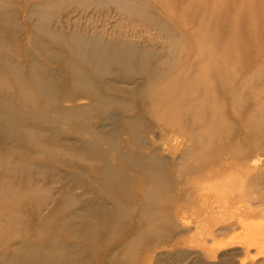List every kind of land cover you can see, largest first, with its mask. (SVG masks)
I'll list each match as a JSON object with an SVG mask.
<instances>
[{"label": "rangeland", "instance_id": "374dc122", "mask_svg": "<svg viewBox=\"0 0 264 264\" xmlns=\"http://www.w3.org/2000/svg\"><path fill=\"white\" fill-rule=\"evenodd\" d=\"M46 1L50 0H17V4L22 5L17 16L22 26H19L21 31H16L17 36L21 39L17 49L23 52L22 58L18 61L23 65L25 71L30 66L29 59L27 60L25 55L30 52L37 53V49L41 48L44 43L37 41L34 45L33 41L30 42L32 35L35 34V27L33 24L28 26V23L35 22L36 17L24 13L22 7L28 3L31 5ZM146 1L151 16H158L174 31L173 39H167L155 28H149L148 25L141 22L136 26L133 25L131 19L120 13V10H116L112 4L98 8L95 7L96 5H92L91 8L86 9H82L78 5L80 8L78 9L76 3L61 2L58 18L51 23V26L58 28L63 35L82 33L87 37L99 35L106 40H121L122 35H127L125 38L138 43L141 49L151 53L155 66L160 67L161 70L167 68L168 74L175 77L174 84L165 82L159 85V81L153 89L146 87L142 79H137L132 83L126 79L117 80L116 77L110 75L102 79L99 78L96 82L97 91L100 90L104 93L107 90L100 88L101 82L108 84L111 82L114 89L122 91L119 94L126 102L133 103L131 106L134 112L125 113L122 109L115 108L119 109L116 112L117 115L114 112L109 119L104 121L105 123H100L97 119L86 122L85 125L94 126L96 132L103 131L102 133L106 137L104 140L99 139L101 150L94 152L96 154L103 153L107 157L105 160L108 163L118 165L119 170L125 171L129 182L132 181L128 183L127 188L130 191H127V195H131L130 192L133 193L132 195L136 191L138 192L137 177L149 181L145 182L149 184L146 185L147 187L141 185L140 193L143 196H147V192L151 189L165 192V194L169 193L166 200L161 203L151 202L148 206V203L144 201L136 203L132 201V204L123 205L128 216L117 223L119 231L110 242L111 245L115 243L113 245L115 247L109 246V248L100 249L91 264H126L123 263L126 257L121 255V251L118 252L122 249L119 244L123 242V236L129 232V237L133 239L132 236H136V234H133L132 231L146 226L143 222L149 223V220H143L139 214L159 207L163 209L164 214L157 220L156 227L147 235L148 238L141 241V245L135 252V254L137 252L139 254H137L134 264H264V156L258 157L260 161L257 163L253 158L244 160L239 157L238 159L231 153L220 155V151L217 150L213 151L216 153V155L213 154L214 159H211L212 155L210 154L203 158L190 157L189 154L192 150L194 151L195 147L213 141L212 135H199V129L205 124L203 122L219 118L222 113L207 110L204 113L205 120L203 122L195 121L197 114L201 113L200 115H202L199 106L193 104L200 98V93H203L200 90L202 85L198 87L199 94L195 97L191 96L187 102L182 95L177 97V94L196 86L195 81H191L193 76H196L195 79L197 78L196 74L208 76L214 81L219 76H222L221 79L224 82L234 78L235 85H242L248 80V77L254 76L252 80L255 81V86L264 88V51L263 53L259 51L258 37L247 35L250 26L264 24L262 12L258 8V4L264 6V0H262L263 2L260 0ZM48 9L54 13L55 5H48ZM233 9H238L237 21H234L233 17L231 19L226 17L228 11L232 13ZM223 15L225 16L222 17ZM242 16L243 18H241ZM239 18L242 19V23ZM170 21L173 22V25ZM225 27L240 31L241 35L239 37L229 35V40L221 41ZM246 30H248L247 34H244ZM0 37L4 39L5 36L0 35ZM54 50L53 53L58 51L59 55L62 54V58H67V49L60 44H56ZM247 51L249 54H244ZM37 58L41 63L47 62L42 55H38ZM62 58L58 57L57 64H50V66L58 68ZM162 62L164 63L162 64ZM80 66L86 67L82 63ZM117 73L121 77L125 76L122 71ZM56 74L61 76L64 73L55 72L54 75ZM66 75L69 76L70 73H66ZM14 91V88L9 90V92ZM156 92H159L160 95L157 99L154 97ZM217 93L216 91L212 95L217 96ZM247 94L254 96L251 92H247ZM32 95L37 103L42 101L40 96ZM221 99L223 102L219 99L218 102L221 107L222 104L224 105L226 112L223 117L229 124H239V115L234 110V98L221 97ZM190 102L191 105L196 106L195 109L187 106V103ZM87 103L89 102L76 100V104L83 108L88 107ZM139 104L140 107H138ZM66 106L72 107V104L65 103ZM173 106L176 110H172ZM252 106L250 110L253 109ZM16 107L22 113L27 112L28 109L25 104L7 105L12 115L18 111ZM44 114L47 117L53 116L51 109L45 110ZM98 114V112L93 113V116L99 117ZM126 119L140 120L136 127L137 134L134 137L122 131L125 130L124 126H127L124 122ZM79 122L83 123L81 120ZM74 124L44 123V126L41 125L42 130L45 131L42 132L43 140L41 142L43 144H54L52 136L55 130L52 127H56L60 133V136L55 138L56 143L63 149L74 150L73 155L61 153L57 156L55 153L54 155L35 153L31 159L36 169L41 163H45L48 170L58 171L57 173L51 171L53 174L48 178L50 181L59 183L50 186L51 195L55 194L57 197L59 191L61 193L64 187H74V196L79 195L86 206L91 209L100 208L104 206L103 198L106 196L105 188L108 181L106 172V175L104 174V164L97 161L92 162L88 158L81 161L85 158H81L79 153L83 151L81 147L83 148L86 143L96 144L99 141L87 131L85 125L75 129L73 128ZM81 127L85 129L81 130ZM242 132L243 136L246 130L244 129ZM48 133L50 135H47ZM150 145H152V149ZM236 145L237 150H245L241 141ZM113 146L127 154H129L128 151L139 154L152 152L163 159L164 169L166 168L164 188L153 186L149 174L140 175L139 172L132 171L136 165L127 159L128 157L123 162L113 158L110 155L113 152ZM52 161L59 162L57 170L51 163ZM154 163L157 162H146L147 165ZM93 168L102 172L103 175L93 172L91 170ZM2 176L3 173L0 178ZM249 180L250 188L247 185ZM8 182L11 184L16 181L9 180ZM78 188L79 190H77ZM159 189L160 191H158ZM53 206L52 203L46 205L48 209L43 211L48 212ZM116 206H122V204L119 203ZM73 208L75 206L71 209L75 212ZM142 209L143 211H141ZM150 222H153L152 219ZM149 236L153 238H149ZM21 241L20 237L14 238L11 249H15ZM81 254L78 252L77 255ZM245 259L246 261H244Z\"/></svg>", "mask_w": 264, "mask_h": 264}, {"label": "bare ground", "instance_id": "6f19581e", "mask_svg": "<svg viewBox=\"0 0 264 264\" xmlns=\"http://www.w3.org/2000/svg\"><path fill=\"white\" fill-rule=\"evenodd\" d=\"M61 2L76 3L78 9L91 8L92 5H96L95 7L98 8L112 4L116 10H120V13L131 19L133 25L136 26L139 22L146 24L149 28L158 30L167 39H173L175 36L174 31L161 18L156 15L151 16L146 0H50L31 5L28 3L22 7L23 12L36 17L35 22L28 23V26L33 24L35 27V34L32 35L30 42L33 41V44L36 45V42L40 41L44 45L37 49V53L30 52L25 55L30 63L28 70L25 71L23 65L18 61L22 58L23 52L17 49L21 39L16 32L17 30L21 31L19 26L22 27L17 19L22 5L17 4V0H0V35L5 36L4 39L0 37V175L3 173L0 178V264H91L100 249L109 248L115 244L111 245L110 242L119 231L117 223L128 216L123 205L132 204V201L133 203L144 201L148 203V206L151 202L161 203L166 200L169 193L165 194L160 189L158 190L160 192L151 189L147 192V196H143L140 193L141 185L147 187L148 183L145 182L149 181L137 177L138 192L136 191L134 195L130 192L131 195H127V191H130L127 188L128 183L132 181L129 182L125 171L119 170L118 165L108 163L105 160L107 157L103 153L96 154L94 152L101 150L99 139H106L103 131L96 132L94 126L85 124L96 119L103 123L119 109L125 113L134 112L131 106L133 103L126 102L119 94L122 91L114 89L111 82L110 84L101 82L100 88L107 92L104 93L100 90L98 92L95 85L99 78L102 79L110 75L116 77L117 80L126 79L132 83L137 79H142L146 87L153 89L159 81V85L165 82L174 84L175 77L168 74L167 68L161 70L160 67L155 66L151 53L141 49L138 43L125 38L127 35H122L121 40H106L99 35L87 37L82 33L63 35L58 28L51 26V23L58 18ZM260 2L263 1L260 0ZM51 4L55 5L54 13L48 9V5ZM78 5L81 7L79 8ZM258 8L264 18V6L258 4ZM237 12L238 9H233L232 13L228 11V15H225L228 19L233 17L234 21H237L239 15ZM170 23L173 25L172 21ZM143 27L145 28V26ZM223 32L221 41L229 40V35L234 37L241 35L240 31L231 30L228 27H225ZM247 32L248 30L244 34ZM247 35L259 38L257 39L260 41L259 51L263 53L264 24L250 26ZM56 44L67 49V58H62V54L59 55L58 51L52 52L55 51ZM199 48L201 47L199 46ZM244 54H249V52ZM38 55L45 57L47 62L41 63L37 58ZM58 57L62 58L59 61V67L53 68L50 64H57ZM80 63L86 67L80 66ZM118 71L124 72L126 77H121L117 73ZM55 72H63L65 75H54ZM66 73H70V75L68 76ZM196 75L197 78L195 79L196 76H193V80H191L195 81L196 86L177 94V97L182 95L187 102L191 96L195 97L199 94L200 91L197 90L199 85H202L200 90L203 93H200L198 101L193 103L199 106L202 115H200L201 113L197 114L195 121L203 122L205 120L204 113L207 110L219 111L222 116L219 117L220 119L215 118L203 122L205 124L199 129V135H212L213 141L195 147L189 156L203 158L210 154L212 155L211 159H214L213 154L216 155V153L213 151L217 150L220 151V155L231 153L238 159L239 157L244 160L253 158L255 163L259 162L258 157L264 156V88L255 86V81L252 80L254 76H252L253 78L248 77V80L243 81L242 85H235L234 78L224 82L221 79L222 76L214 81L208 76ZM12 88L15 91L9 92ZM216 91L218 92L217 96H213L212 94ZM247 92H251L254 96L246 95ZM32 94L40 96L42 101L37 103ZM154 97L155 99L159 98V92L154 93ZM221 97L234 98V110L239 115V124H229L223 117L226 112L224 105L222 104L221 107L218 102V99L222 101ZM76 100L89 102L87 103L88 107L83 108V106L77 105ZM65 103L72 104V107H65ZM17 104H25L28 107L27 112L22 113L16 107L18 111L12 115L7 105L16 106ZM252 104L254 105L252 106ZM187 106L192 109L196 107L191 105V102L187 103ZM251 106L252 110H250ZM47 109L52 110V117L45 116L44 113ZM174 109L173 106L172 110ZM96 112L99 113V117L93 116V113ZM122 116L125 118L124 115ZM142 117L144 118V116ZM79 120L83 123H80ZM124 122L127 126H124L125 130L122 131L134 137L137 134L136 127L140 120L126 119ZM44 123L55 125L57 123H75L73 127L75 129L85 125L87 131L99 141L96 144L86 143L83 148L81 147L83 151L79 153L81 158H85L81 161L88 158L92 162L97 161L104 164V174L106 172L108 176L105 188L106 196L103 198L104 206L92 209L86 206L79 195L74 196V187H64L61 193L59 191L57 197L55 194H50V186L59 183L50 181L48 178L58 171L48 170L45 163H41L36 169L31 157L35 153H43V155L45 153L54 155L55 153L57 156L61 153L73 155L74 150L59 147L55 141V138L60 136L56 127H52L55 130L52 136L54 144H43L41 140H43L42 132H45L42 130ZM83 129L81 127V130ZM244 129L246 132L242 136ZM239 141L243 143L244 151L237 150L236 143ZM150 147L152 149V145ZM112 151L110 155L113 158L123 162L128 157L127 159L136 165L132 171L139 172L140 175L149 174L153 186L164 188L166 168L164 169V161L158 155L152 152L144 154L133 152V154L131 151H128L129 154H127L115 146ZM147 161L157 163L147 165ZM51 163L57 170L59 162L52 161ZM91 170L102 174L95 168ZM9 180L16 182L10 184ZM247 185L250 188V180ZM155 190L157 189L155 188ZM51 203L54 206L48 212L43 211L48 209L46 205ZM115 203H120L122 206H116ZM73 206H75L73 209L76 213L71 210ZM163 214L164 211L161 207L152 208L139 214L143 220H149V223L143 222L146 226L138 228L137 231L135 230L136 232L132 231L133 234H136V236H132L133 239L129 237V232L123 236V242L119 244L122 249L118 250V252L121 251L123 257H126L123 263H135L136 256L139 254V252L137 254L135 252L141 245V241L156 227L157 220ZM150 219L153 222H150ZM16 237H20L22 241L15 249H11ZM151 237L149 236V238ZM78 252L82 254L77 255Z\"/></svg>", "mask_w": 264, "mask_h": 264}]
</instances>
